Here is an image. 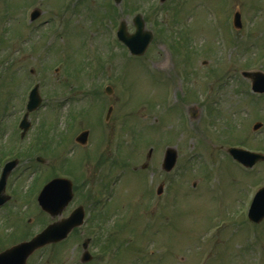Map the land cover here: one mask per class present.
Segmentation results:
<instances>
[{"label": "rangeland", "instance_id": "obj_1", "mask_svg": "<svg viewBox=\"0 0 264 264\" xmlns=\"http://www.w3.org/2000/svg\"><path fill=\"white\" fill-rule=\"evenodd\" d=\"M184 2L122 0L115 10L105 2L89 10L96 6L93 0H80L65 11L62 0H0V167L16 160L6 181L5 193L13 195L10 208L0 210V247L52 221L38 208L36 196L45 180L64 175L72 179L76 195L60 217L80 203L92 216L102 217L98 212L107 209L121 225L117 239L123 245L131 233L137 237L130 247L109 255V264L143 257L148 264H264V240L241 251L247 238L256 239L244 216L252 191L264 184V164L243 171L226 152L236 144L264 151V95L251 93L250 80L240 74L264 72V0ZM52 4L64 10L56 42L51 35L57 29L48 21L56 14ZM35 8L40 17L24 24V10L28 18ZM160 8L155 26L166 22L177 34L165 33L162 41L156 32L140 59L124 57L108 24L116 27L124 20L131 30L138 11L153 30L152 13ZM236 10L246 26L251 22V36H244L247 29L226 26ZM185 20L187 34L178 29ZM245 39L252 42L244 49ZM147 64L157 73L147 72ZM35 83L42 103L29 113L30 127L20 137L18 122ZM107 86L110 94L104 92ZM207 96L212 102L206 107L208 120L197 103ZM257 121L262 125L253 130ZM84 129L89 135L80 150L74 136ZM168 148L177 157L165 172ZM110 153L117 154L114 160ZM112 176L114 192L108 200L103 193H109L105 183ZM162 182L163 192L156 195ZM99 199L108 200L104 209L97 208ZM13 205L15 212L6 217ZM94 224H85L84 235L79 231L64 243L37 250L29 264H82L80 244ZM256 229L264 238V219ZM111 241L117 242L114 235ZM100 246L91 245L94 258L83 264L104 263L106 248ZM139 247L149 251L139 252Z\"/></svg>", "mask_w": 264, "mask_h": 264}, {"label": "water", "instance_id": "obj_2", "mask_svg": "<svg viewBox=\"0 0 264 264\" xmlns=\"http://www.w3.org/2000/svg\"><path fill=\"white\" fill-rule=\"evenodd\" d=\"M119 0H116L118 2ZM136 32L133 35H128L125 30V23L122 21L119 25L117 35L119 39L128 43L129 45L140 48L142 52L151 39L149 32L143 31V24L140 21L139 16L136 17ZM235 26L239 25V14L236 13L234 16ZM245 76L252 79V88L255 91H264V75L260 72H244ZM39 102L36 89L31 93L30 102L28 109L34 108ZM260 124L256 123L254 129ZM22 127L25 129L27 123L23 121ZM86 132L81 133L77 140L85 142ZM228 152L234 159L241 162L245 166H251L258 160H264V155L260 153L250 152L242 148L231 147L228 148ZM176 158L174 149H166L163 161V167L165 170H169ZM14 162L6 164L3 174L0 179V192L3 190L5 177L9 169L13 166ZM160 191V190H158ZM71 184L69 180L62 178H54L47 182L40 193L38 194L37 201L41 208L51 215H57L61 212L62 208L71 198ZM3 200H0V203ZM82 209L81 207L76 208L72 211L69 217L63 218L51 224H48L44 230L36 234L29 241L21 242L3 252L0 253V264H24L26 256L31 253L34 249L41 247L49 242L61 240L66 236L71 228L77 226L82 220ZM264 216V187L260 188L255 194L252 203L248 211V217L253 221H259ZM86 242L83 243V246ZM87 252L83 253L82 260L88 259Z\"/></svg>", "mask_w": 264, "mask_h": 264}]
</instances>
